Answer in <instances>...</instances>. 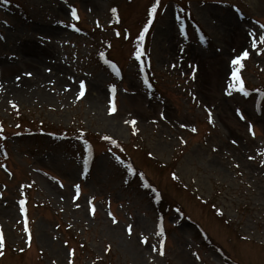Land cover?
Returning a JSON list of instances; mask_svg holds the SVG:
<instances>
[{
  "label": "rangeland",
  "instance_id": "374dc122",
  "mask_svg": "<svg viewBox=\"0 0 264 264\" xmlns=\"http://www.w3.org/2000/svg\"><path fill=\"white\" fill-rule=\"evenodd\" d=\"M155 3H0V264H264V0Z\"/></svg>",
  "mask_w": 264,
  "mask_h": 264
},
{
  "label": "snow or ice",
  "instance_id": "6c2138e0",
  "mask_svg": "<svg viewBox=\"0 0 264 264\" xmlns=\"http://www.w3.org/2000/svg\"><path fill=\"white\" fill-rule=\"evenodd\" d=\"M0 3H5L6 4L7 3V0H0ZM159 3H160V0H156L155 5L149 10V13H148V15H149L148 24L149 25L153 22L154 14L157 12V6L159 5ZM71 16L74 19H78L77 12H76L75 9H72ZM147 31H148V27H145L144 30L139 34V41L140 42H143V40L145 38V33H147ZM260 40H261V42H264V35L260 36ZM255 45H256V42L255 41H252V46L255 47ZM248 54H249L248 51L245 50L242 55L238 56L236 59H233L231 63L233 65H239L240 62H241V60H243V59H245V58L248 57ZM140 58H141V52H140L139 49H137L136 59L139 60ZM112 67H113V70H115V65H113ZM28 75L30 76L31 73H29ZM231 80L235 81L236 84H241V87L239 89H237V91L243 93L245 96L248 95V93L244 91V88L242 86V81H241L239 75H237V72L236 71H233L232 72ZM230 87H234V85H230ZM84 88H85V85L83 83H81L80 84V96H83L84 95ZM12 106H13V108L16 107V105H14V104ZM115 110L116 109L113 106L112 112L114 113ZM243 118L244 117L241 116V119H243ZM210 122H211V120H210ZM132 123L135 124V121H133ZM0 131H2V129H0ZM193 131H195V129H193ZM105 139H109V138L108 137H105ZM233 143H235V141H233ZM85 165H87V161H85ZM173 178L175 179L176 177L174 176ZM78 189H79V186L77 185V190ZM23 210H24V208H23V202H21V212H23ZM128 231H129V234H131V226H129ZM25 232H28L27 225H25ZM29 239H30V236H29ZM2 246H3V238L0 237V247H2ZM159 254L162 256V255H164V252L161 250Z\"/></svg>",
  "mask_w": 264,
  "mask_h": 264
},
{
  "label": "bare ground",
  "instance_id": "6f19581e",
  "mask_svg": "<svg viewBox=\"0 0 264 264\" xmlns=\"http://www.w3.org/2000/svg\"><path fill=\"white\" fill-rule=\"evenodd\" d=\"M30 61H34V60H30ZM35 61H36V60H35ZM35 61H34V62H35ZM37 62H39V61H37ZM20 95L22 96L23 94H20Z\"/></svg>",
  "mask_w": 264,
  "mask_h": 264
}]
</instances>
